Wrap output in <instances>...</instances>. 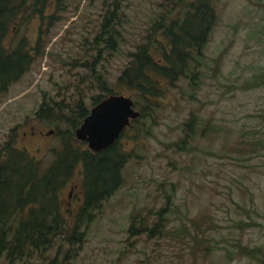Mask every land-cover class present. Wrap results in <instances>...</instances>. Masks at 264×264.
Segmentation results:
<instances>
[{"label": "rangeland", "instance_id": "1", "mask_svg": "<svg viewBox=\"0 0 264 264\" xmlns=\"http://www.w3.org/2000/svg\"><path fill=\"white\" fill-rule=\"evenodd\" d=\"M105 1L113 0H58L43 17L13 25L4 44L25 38L34 60L0 93V147L14 134L16 146L46 168L60 138L52 124L34 116L43 95L69 103L82 98L90 109L93 99L104 96L97 74L118 94L137 100L136 110L145 105L117 77L138 45L149 42L153 58L161 60L168 41L154 25L161 17L166 25L181 16L192 0H119L116 50L94 41ZM213 5L216 23L197 58L202 64L194 68L201 76L195 84L189 77L164 84L147 126H139L151 135L140 130L135 141L131 130L121 138L133 153L123 184L85 227L71 264H264V0ZM190 113L200 121L195 148L178 152L171 143L183 136ZM80 182L77 170L62 194L69 223L82 202ZM167 197L177 210L166 234L129 232L132 216L153 224ZM63 240L32 259L1 257L0 264H50L59 246L71 249Z\"/></svg>", "mask_w": 264, "mask_h": 264}, {"label": "trees", "instance_id": "2", "mask_svg": "<svg viewBox=\"0 0 264 264\" xmlns=\"http://www.w3.org/2000/svg\"><path fill=\"white\" fill-rule=\"evenodd\" d=\"M55 1L58 0H0V93L17 82L34 60L25 38L14 46L5 45L4 38L14 24H23L35 16L43 17L44 10ZM104 5L106 9L94 41L116 50L121 25L120 1H105ZM216 18L213 0H192L189 8L168 24L165 25L163 17L156 22L154 26L168 41V47L160 48L161 60L153 58L149 42L138 45L117 77V84L145 101L139 108L140 117L131 121L118 140L98 153L87 149L85 142L75 140V130L90 110L83 99L69 103L43 95L34 116L54 126L60 148L52 151V161L42 169L39 160L16 146L14 134L0 147V258L9 262L32 259L50 251L60 237L71 249L82 244L85 227L93 221L102 203L122 186L123 168L133 158L132 151L124 149L121 138L131 130L136 131L135 141L141 135L140 130L151 135L149 128L139 126H147L145 119L150 118L149 110L163 93L164 84H174L188 77L195 84L199 79L200 70L194 68L202 64L197 58L203 55ZM96 81L104 96L93 99L92 105L107 95L118 94L101 74L96 75ZM134 103L137 107L138 101ZM199 122L196 115L190 113L182 124L183 136L171 146L178 152H191L195 148L193 142ZM77 170L81 177L82 202L69 223L62 194ZM175 210L174 201L168 199L163 207L154 211L157 219L153 224L147 223L145 216H139L136 222L135 215L128 230L135 234L147 233L150 237L162 236L168 231V217ZM71 249L63 250L59 246L50 264H71L76 254L74 248Z\"/></svg>", "mask_w": 264, "mask_h": 264}, {"label": "water", "instance_id": "3", "mask_svg": "<svg viewBox=\"0 0 264 264\" xmlns=\"http://www.w3.org/2000/svg\"><path fill=\"white\" fill-rule=\"evenodd\" d=\"M140 117L131 96L110 94L93 105L82 124L75 130V140L98 153L119 139L132 120ZM49 131L47 134H51Z\"/></svg>", "mask_w": 264, "mask_h": 264}]
</instances>
